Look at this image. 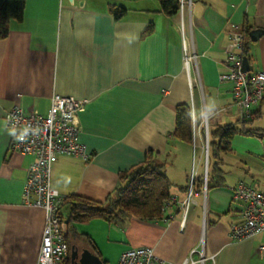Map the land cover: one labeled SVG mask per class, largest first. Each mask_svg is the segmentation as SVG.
<instances>
[{"label": "crops", "instance_id": "0c3cea01", "mask_svg": "<svg viewBox=\"0 0 264 264\" xmlns=\"http://www.w3.org/2000/svg\"><path fill=\"white\" fill-rule=\"evenodd\" d=\"M114 4L128 8L119 20L111 13ZM182 23L198 55L192 72L196 87L184 65ZM246 26L248 34L264 30V0H193L184 20L179 12L162 11L160 0H26L23 20H12L8 36L0 38V264H36L45 225L44 209L24 202L27 169L35 157L11 150L13 133L5 116L14 106L46 114L55 93L86 100L77 114L78 139L90 156L63 155L53 164L52 182L62 194L105 202L115 194L120 172L141 163L150 150L173 183L162 219L129 217L116 227L119 257L147 246L159 258L182 264L200 246L205 220L204 248L213 256L206 264H264V234L242 240L230 234L238 220L233 187L245 181L264 192V102L244 118L231 83L221 79L229 71L228 52L235 50L231 36ZM248 49L250 72L264 70V35ZM211 101L217 105L213 127L240 124L254 133L237 134L231 149L219 155L221 172L198 193L200 206L181 232L193 142L174 135L176 107L190 103L198 118ZM204 141L200 129V173L206 166ZM93 220L76 225L88 223L86 233L102 259Z\"/></svg>", "mask_w": 264, "mask_h": 264}, {"label": "built area", "instance_id": "2783aa9c", "mask_svg": "<svg viewBox=\"0 0 264 264\" xmlns=\"http://www.w3.org/2000/svg\"><path fill=\"white\" fill-rule=\"evenodd\" d=\"M192 3L193 0H179L178 12L182 20L185 19L187 10L191 8ZM181 28L185 69L190 84L196 87L199 85V80L192 75V72L198 55L190 47V38L184 23ZM231 38L235 50L228 52L229 71L222 74L221 79L231 83L233 101L242 109L243 117H253L252 107L259 106L264 99V70L255 73L245 70L243 48L246 36L242 31H237L232 34ZM85 104L86 100L55 93L46 114L37 111L26 112L22 107L14 106L5 116L6 125L13 133L11 150L35 157V161L27 169L24 202L30 206L41 207L45 211L42 244L36 264H66L70 257L71 250L63 229L65 216L62 213L67 196L53 185L51 172L53 164L60 156L74 155L81 156L85 160L89 159L86 147L78 139L80 127L77 122V114ZM193 116L197 117L192 105L193 166L188 178L185 198L180 206L181 232L185 231L191 211L200 206L198 192L195 189L198 175L196 161L199 146L197 141L200 137V129H204L205 141L202 149L206 156L202 192H206L209 187V124L202 125L198 118L193 119ZM18 137H23V140ZM231 206L238 216V220L230 227L233 239L242 240L264 234L263 191L254 188L245 181H240L233 187ZM204 246L205 220L200 246L192 249L190 256L182 264H206L213 260V256L206 255ZM260 254L264 258V243L260 246ZM194 255H197L198 258H194ZM117 264L173 263L159 258L152 247L144 246L125 250L120 255Z\"/></svg>", "mask_w": 264, "mask_h": 264}, {"label": "trees", "instance_id": "16d2710c", "mask_svg": "<svg viewBox=\"0 0 264 264\" xmlns=\"http://www.w3.org/2000/svg\"><path fill=\"white\" fill-rule=\"evenodd\" d=\"M160 1L162 11L166 14L174 15L179 11V0ZM25 6L26 0H0V38L8 36L12 20H23ZM111 13L116 20H119L128 13V8L114 4L111 6ZM152 30L153 23L150 24L148 31ZM248 31L247 26L242 29L246 36L243 54L249 58L248 45L251 40ZM263 102L264 99L260 104ZM202 132L204 133V129H202ZM242 133L253 134L254 132L244 129L240 124L213 127L209 123L208 188H210L213 179L221 172L220 161L217 160L220 157L219 155L229 151L232 139L237 134ZM174 135L182 141L193 142L192 106L190 103L177 105ZM157 158L158 153L150 150L141 163L129 170L120 172L119 186L115 194L110 195L105 202L78 195L67 197L63 206H69V212L64 219L69 222L66 239L70 250L71 240L81 239L87 248L100 257V252L89 234L77 231L75 225L78 223L89 222L95 218L120 223L129 217H138L144 220H159L164 217L166 208L172 200L171 188L173 183ZM203 181L204 171L203 173L198 171L195 181V189L198 193L202 192ZM186 190L187 186L185 193ZM66 264H72L70 258L67 259Z\"/></svg>", "mask_w": 264, "mask_h": 264}, {"label": "rangeland", "instance_id": "374dc122", "mask_svg": "<svg viewBox=\"0 0 264 264\" xmlns=\"http://www.w3.org/2000/svg\"><path fill=\"white\" fill-rule=\"evenodd\" d=\"M68 210V207H66L63 210V214L67 215ZM86 224L76 225L77 231L80 233H86ZM117 226H119L118 222H113L105 219L95 218V220L92 221L91 229L94 233H96L97 236L100 237L101 243L103 245L102 250L104 255L102 260L105 262V264H116L119 257L121 243L119 242L120 232L118 231V229H116ZM107 235H111L112 238L108 239L106 237ZM71 242L72 244L78 245L81 242V239L77 241L72 239Z\"/></svg>", "mask_w": 264, "mask_h": 264}, {"label": "water", "instance_id": "95a60500", "mask_svg": "<svg viewBox=\"0 0 264 264\" xmlns=\"http://www.w3.org/2000/svg\"><path fill=\"white\" fill-rule=\"evenodd\" d=\"M264 35V30L258 29L251 31L249 36L252 41H257ZM244 69L250 71V62L247 56L244 57ZM68 220L63 224L65 234H68ZM72 264H104L103 260L96 254L92 253L88 248L80 253L76 245L72 246L71 251Z\"/></svg>", "mask_w": 264, "mask_h": 264}, {"label": "clouds", "instance_id": "9594fccd", "mask_svg": "<svg viewBox=\"0 0 264 264\" xmlns=\"http://www.w3.org/2000/svg\"><path fill=\"white\" fill-rule=\"evenodd\" d=\"M191 115V113H190ZM217 115V105L215 101L205 103L199 111L198 119L202 125H207L210 121ZM193 119H197L196 116H193ZM27 131V129H25ZM18 139L23 140V137H18ZM70 182V178H66L65 183Z\"/></svg>", "mask_w": 264, "mask_h": 264}, {"label": "flooded vegetation", "instance_id": "af4514ba", "mask_svg": "<svg viewBox=\"0 0 264 264\" xmlns=\"http://www.w3.org/2000/svg\"><path fill=\"white\" fill-rule=\"evenodd\" d=\"M73 245H76V246L78 247L80 253H82L85 249H87V248L84 247L83 245H80V244H79V245H77V244H72V245H71V251H72V246H73ZM69 258H70V263H72L71 253H70V257H69Z\"/></svg>", "mask_w": 264, "mask_h": 264}]
</instances>
